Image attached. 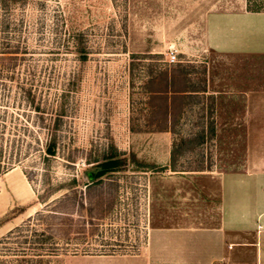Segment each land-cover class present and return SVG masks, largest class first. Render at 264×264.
Masks as SVG:
<instances>
[{"label":"rangeland","instance_id":"obj_1","mask_svg":"<svg viewBox=\"0 0 264 264\" xmlns=\"http://www.w3.org/2000/svg\"><path fill=\"white\" fill-rule=\"evenodd\" d=\"M253 108L264 0H0V264H223Z\"/></svg>","mask_w":264,"mask_h":264},{"label":"crops","instance_id":"obj_2","mask_svg":"<svg viewBox=\"0 0 264 264\" xmlns=\"http://www.w3.org/2000/svg\"><path fill=\"white\" fill-rule=\"evenodd\" d=\"M250 99V97H249ZM251 112V110H249ZM251 126H264L263 113ZM252 147V145H251ZM246 170H229L220 176L222 219L213 238L218 251L209 253L211 261L223 264H264V157H255L253 149Z\"/></svg>","mask_w":264,"mask_h":264},{"label":"trees","instance_id":"obj_3","mask_svg":"<svg viewBox=\"0 0 264 264\" xmlns=\"http://www.w3.org/2000/svg\"><path fill=\"white\" fill-rule=\"evenodd\" d=\"M248 10L249 11H252V12H260V11H263V9L261 7H255V6L252 7L250 5V3L248 5ZM79 52H81V54H83L82 55V59L84 60L87 53L83 49H81ZM59 120H60V117H57L56 121H59ZM55 152H56V148H55V136L53 135V136L50 137V140H49V142L46 145L45 153H46L47 156H54L55 155ZM172 161H173V156H172ZM117 165H118V161L107 159L106 161H104L100 165L101 168H102V170L99 173H97L96 176L99 177L103 172L109 171V170L115 168ZM47 195H49V192L46 194V196Z\"/></svg>","mask_w":264,"mask_h":264},{"label":"built area","instance_id":"obj_4","mask_svg":"<svg viewBox=\"0 0 264 264\" xmlns=\"http://www.w3.org/2000/svg\"><path fill=\"white\" fill-rule=\"evenodd\" d=\"M169 62H175L176 61V55L174 53H171L168 58Z\"/></svg>","mask_w":264,"mask_h":264}]
</instances>
